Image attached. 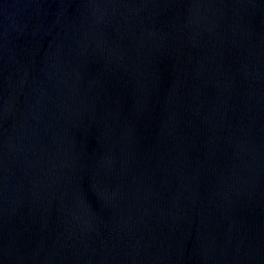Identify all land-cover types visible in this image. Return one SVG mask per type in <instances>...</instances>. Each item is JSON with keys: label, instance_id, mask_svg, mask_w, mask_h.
Listing matches in <instances>:
<instances>
[{"label": "water", "instance_id": "obj_1", "mask_svg": "<svg viewBox=\"0 0 264 264\" xmlns=\"http://www.w3.org/2000/svg\"><path fill=\"white\" fill-rule=\"evenodd\" d=\"M0 264H264V0H0Z\"/></svg>", "mask_w": 264, "mask_h": 264}]
</instances>
